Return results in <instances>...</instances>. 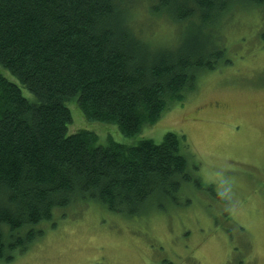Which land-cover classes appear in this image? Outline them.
Masks as SVG:
<instances>
[{"label":"trees","instance_id":"trees-1","mask_svg":"<svg viewBox=\"0 0 264 264\" xmlns=\"http://www.w3.org/2000/svg\"><path fill=\"white\" fill-rule=\"evenodd\" d=\"M237 6L264 0H157L152 9L164 10L175 36L154 44L124 23L114 0H0V66L15 79L0 69V260L26 251L42 223L78 201L132 217L191 181L200 186L183 135L102 145L93 131L68 132V102L137 134L202 73L231 63L218 31Z\"/></svg>","mask_w":264,"mask_h":264},{"label":"rangeland","instance_id":"rangeland-1","mask_svg":"<svg viewBox=\"0 0 264 264\" xmlns=\"http://www.w3.org/2000/svg\"><path fill=\"white\" fill-rule=\"evenodd\" d=\"M233 10L222 16L218 31L231 63L202 73L186 99L137 134L90 121L68 102V132L93 131L102 145L183 135L200 186L191 181L172 201L132 217L97 201H78L42 223L44 232L26 251L0 264H264V7ZM170 20L165 14L161 24L137 32L167 44L175 36Z\"/></svg>","mask_w":264,"mask_h":264},{"label":"clouds","instance_id":"clouds-1","mask_svg":"<svg viewBox=\"0 0 264 264\" xmlns=\"http://www.w3.org/2000/svg\"><path fill=\"white\" fill-rule=\"evenodd\" d=\"M155 3L157 0H114L122 20L131 27L133 32L141 27L158 25L164 21L163 9L153 11L152 5Z\"/></svg>","mask_w":264,"mask_h":264}]
</instances>
